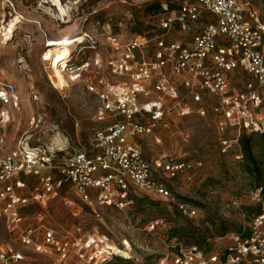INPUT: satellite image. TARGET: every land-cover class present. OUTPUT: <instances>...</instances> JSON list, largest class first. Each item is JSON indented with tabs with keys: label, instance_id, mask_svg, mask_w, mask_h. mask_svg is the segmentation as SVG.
Returning a JSON list of instances; mask_svg holds the SVG:
<instances>
[{
	"label": "built area",
	"instance_id": "built-area-1",
	"mask_svg": "<svg viewBox=\"0 0 264 264\" xmlns=\"http://www.w3.org/2000/svg\"><path fill=\"white\" fill-rule=\"evenodd\" d=\"M16 1L0 0L4 13L11 15ZM57 1L75 7L84 0ZM158 1L159 34H137L125 41L107 34L112 52L109 72L93 71L103 62L100 56L91 61L78 54L83 47H97L92 34L83 32L67 44L69 53L59 62L62 73L97 98L93 120L100 124L87 145L62 153L59 145L41 142L42 135L56 126L46 127V113L39 112L29 114L27 128L8 149L5 132L18 121L20 94L14 82L0 80V218L16 231L20 244L49 256L53 264H108L122 257L101 234L60 235L39 217L36 225L28 223L23 210L45 204L63 186L97 215L99 208L124 211L135 197L146 196L170 212L197 217L198 206L173 192L168 180L182 176L192 182L202 161L163 153L150 162L140 146L143 135L160 141L155 130L165 114L183 117L194 112L211 118L223 136L219 150L225 153L234 145L236 160L242 157L241 134L264 133V19L248 0ZM171 31L191 37L165 38ZM29 100L39 103L40 96L30 91ZM228 131L234 136L226 139ZM60 134L68 138L63 131ZM251 205L260 211L248 212L245 207ZM228 206L242 218L238 230L214 239L209 247L183 245L178 237L167 236L158 264H264V189L235 196ZM167 227L163 217L145 225L148 232ZM21 259L22 253L0 242V264Z\"/></svg>",
	"mask_w": 264,
	"mask_h": 264
},
{
	"label": "rangeland",
	"instance_id": "rangeland-1",
	"mask_svg": "<svg viewBox=\"0 0 264 264\" xmlns=\"http://www.w3.org/2000/svg\"><path fill=\"white\" fill-rule=\"evenodd\" d=\"M152 1L84 0L75 7H68L57 0H53L54 5L49 0L42 3L41 0H17L14 11L11 10L12 16L4 13L0 4V80L14 82L20 94L18 121L5 132L8 149L14 147L15 138L27 128L29 114L39 112L46 113V127L56 126L55 130L48 129L40 136L41 142L59 145L62 153L71 150V146L76 148L88 144L94 129L100 124L93 120L97 98L87 92L80 81H70L67 74L62 73L59 62H63L66 56L58 61L61 75L53 76L51 60L44 58L49 47L48 40L64 37L72 39L83 32L92 34L97 40V47H83L78 54L91 61L95 56H100L103 62L93 67V71L96 74L109 72L112 52L106 41L107 34L113 33L125 41L133 35L155 36L161 32L158 26L159 10L147 8ZM248 1L252 9L264 19V0ZM17 14H22V18ZM14 16L18 17L14 22V30L5 39L2 25H7ZM164 37L189 39L191 33L183 35L171 31ZM111 78L109 82H112ZM33 90L40 96L39 103L29 100V93ZM56 129H59V133ZM62 131H65L67 139L61 136ZM155 133L160 138L159 142L155 141L152 134L139 139L148 161L163 153L202 161V168L192 182L185 181L182 176L168 180V185L178 196L200 204L197 217L189 218L176 211L170 212L166 205L145 196L135 197L132 206L124 211L99 208L97 215L84 207L63 186L57 195L47 198L45 204L32 205L23 210L28 223L36 225L39 217L60 235L101 234L117 248L128 247L130 257L121 258H126L132 264H158L164 251L162 240L167 236L175 235L183 245H188L190 242H208L224 226L237 228L242 218L228 203L231 198L255 188V181L233 158L234 145L225 153L219 150V138L223 136L219 135L211 118L200 117L194 112L183 117L165 114ZM225 135L226 139L232 138L234 132L228 131ZM255 142L258 143V140ZM32 143L37 144L35 140ZM251 206L253 208L255 205ZM155 217H163L168 227L148 232L145 225ZM0 242L23 254V259L11 264H53L49 256L20 244L16 231L8 229L1 218ZM109 264L127 262L113 258Z\"/></svg>",
	"mask_w": 264,
	"mask_h": 264
},
{
	"label": "trees",
	"instance_id": "trees-1",
	"mask_svg": "<svg viewBox=\"0 0 264 264\" xmlns=\"http://www.w3.org/2000/svg\"><path fill=\"white\" fill-rule=\"evenodd\" d=\"M169 8H172L173 5L169 3ZM148 10H161V2L157 0H153L147 5ZM65 132V131H64ZM258 140V143L255 141ZM238 146L240 149V152L242 154V157L238 162L242 166V168L250 175L254 177L255 181V188L261 187L264 189V133L261 134H241L238 138ZM146 197V196H145ZM148 198V197H146ZM183 199L188 200L194 204V202L190 199H187L183 197ZM198 207H200L199 203L194 204ZM245 209L248 212H259L260 207L256 206L254 208L252 207H245ZM238 230L237 228H227V226L223 227L221 232L215 234L210 238L208 242L205 243H197V242H190L199 244L200 246H212L214 239L220 241L221 239L225 238V234L229 231ZM175 236V235H173ZM172 235L169 237H173ZM120 262L126 261L127 264L129 261L126 258L116 257ZM110 263V262H109ZM108 263V264H109Z\"/></svg>",
	"mask_w": 264,
	"mask_h": 264
},
{
	"label": "bare ground",
	"instance_id": "bare-ground-1",
	"mask_svg": "<svg viewBox=\"0 0 264 264\" xmlns=\"http://www.w3.org/2000/svg\"><path fill=\"white\" fill-rule=\"evenodd\" d=\"M18 19L17 16H14L11 20L8 21L7 25L3 26L2 36L5 39H8L10 35L12 34L15 24L14 22ZM81 40V39H80ZM70 42L69 37L59 38V39H51L48 40L49 47L47 48V51L44 54V58L51 60V68L54 72L53 76H60L61 71L58 67V61L62 60L67 54L69 53V49L67 44ZM114 250H116L117 253H119L122 257H130L129 248L120 249L115 246H113Z\"/></svg>",
	"mask_w": 264,
	"mask_h": 264
}]
</instances>
